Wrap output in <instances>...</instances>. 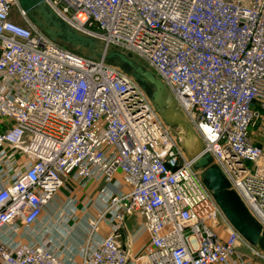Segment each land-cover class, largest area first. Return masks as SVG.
<instances>
[{
  "label": "built area",
  "instance_id": "1",
  "mask_svg": "<svg viewBox=\"0 0 264 264\" xmlns=\"http://www.w3.org/2000/svg\"><path fill=\"white\" fill-rule=\"evenodd\" d=\"M43 1L70 28L131 54L163 82L264 230L263 151L251 138L264 117V0ZM13 7L23 24L11 19ZM67 181L102 184L99 216L85 217L76 246L57 243L43 218ZM132 216L148 236L136 258L120 241ZM255 258L264 262L226 222L133 78L53 42L16 0H0V264Z\"/></svg>",
  "mask_w": 264,
  "mask_h": 264
},
{
  "label": "water",
  "instance_id": "2",
  "mask_svg": "<svg viewBox=\"0 0 264 264\" xmlns=\"http://www.w3.org/2000/svg\"><path fill=\"white\" fill-rule=\"evenodd\" d=\"M26 19L55 43L73 49L90 60H103L130 75L141 87L155 107L164 124L179 126L192 141L187 157L199 170L201 183L229 226L250 247L264 256V230L253 218L239 195L231 189L213 157L204 151V146L191 125L182 115L163 82L131 54L103 45L98 40L85 36L57 18L43 0H16Z\"/></svg>",
  "mask_w": 264,
  "mask_h": 264
},
{
  "label": "rangeland",
  "instance_id": "3",
  "mask_svg": "<svg viewBox=\"0 0 264 264\" xmlns=\"http://www.w3.org/2000/svg\"><path fill=\"white\" fill-rule=\"evenodd\" d=\"M11 19L17 23V24H23L22 16L19 13V10L16 7L12 8L11 11ZM73 53L78 54L80 56H83L82 53L77 52L73 49H70ZM168 131L170 132L171 136L176 140L178 146L180 147L181 151L183 152V155L187 157L188 149L185 147V140L186 135L184 134L183 130L177 126V125H171V124H165ZM251 138L253 143L260 146L263 151L262 159L259 161L260 168L264 169V117L257 122L252 128H251ZM79 187V188H78ZM102 186H96V187H88L85 189H81L79 185L73 182H68L64 188L59 190L57 196H56V206H54L50 213L44 214L43 218H45V221L47 219L52 220V225L56 229H60V226L63 225V227H67L68 233L62 234L65 239H67V243L69 246H73V244L77 245L81 241L79 238H82L83 230L86 229V218L90 219H96L99 216L98 212V193L100 192ZM139 225L138 220H129L128 222L125 221L124 228L121 230L122 233V243L125 242L123 234L126 232L132 234L135 233L136 228ZM79 227L80 230L76 233L71 232L70 229L74 227ZM73 230V229H71ZM101 231V229H99ZM70 232V234H69ZM69 234V235H68ZM102 234V232H101ZM68 235V237H67ZM141 237V236H140ZM60 238L58 237L57 240ZM65 239H63L65 241ZM144 243V240L140 242V245ZM140 245L137 244L133 248L134 252L137 251L140 248ZM133 247V244L130 246ZM141 251V250H140ZM138 252L136 254H131L130 256L132 258H136L141 252ZM240 252L242 254L250 257V253L246 251L244 248H240ZM254 264H264L263 261H261L258 258L253 259Z\"/></svg>",
  "mask_w": 264,
  "mask_h": 264
},
{
  "label": "crops",
  "instance_id": "4",
  "mask_svg": "<svg viewBox=\"0 0 264 264\" xmlns=\"http://www.w3.org/2000/svg\"><path fill=\"white\" fill-rule=\"evenodd\" d=\"M264 162V161H263ZM264 164V163H263ZM68 182H73V181H67V183ZM66 183V184H67ZM73 183H75V182H73ZM90 186H92V187H96V186H102V184H100V183H90V184H88L86 187H84V188H81V189H85V188H88V187H90ZM79 188V187H78ZM54 206H56V201L54 202ZM53 206V207H54ZM132 219H134V220H138L139 221V225H138V227L136 228V231H135V233H132V234H130V233H128L127 232V234H126V232L123 234V237H124V240H125V242L124 243H122V238H121V245H122V247L125 249V250H127L128 252H129V254L131 255H133V254H136V253H138L140 250L142 251L143 250V247L146 245V243L148 242V236H147V234L144 232V230L141 228V219L140 218H138V217H135V216H132V217H129V218H127L126 219V222H128L129 220H132ZM53 223V222H52ZM76 227V226H75ZM75 227L73 228V229H75ZM51 234H52V237H54V238H56V240L58 239V237L60 238L59 240H57V243H60V242H64L65 244H67V246H69L68 245V243H67V240H63L64 238V236H62V234H65V230H58V229H56L53 225H51ZM102 232V231H101ZM141 236V237H140ZM142 240H144V243L143 244H141L140 245V242H142ZM133 244V247H130L131 245ZM137 244H139L140 245V248L137 250V251H135L134 252V250H133V248L134 249H136V245ZM76 246V245H75ZM140 251V252H141Z\"/></svg>",
  "mask_w": 264,
  "mask_h": 264
},
{
  "label": "bare ground",
  "instance_id": "5",
  "mask_svg": "<svg viewBox=\"0 0 264 264\" xmlns=\"http://www.w3.org/2000/svg\"><path fill=\"white\" fill-rule=\"evenodd\" d=\"M185 144V147L186 148H192L191 146H192V141L191 140H189L188 138H186V140H185V142H184ZM80 230V228L79 227H75V229H73L71 232H74V233H76L77 231H79ZM82 230V229H81Z\"/></svg>",
  "mask_w": 264,
  "mask_h": 264
}]
</instances>
